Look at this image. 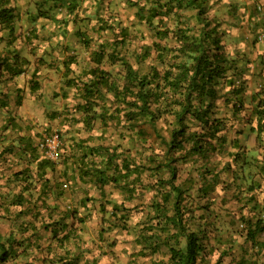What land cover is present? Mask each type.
Instances as JSON below:
<instances>
[{
	"label": "trees",
	"instance_id": "16d2710c",
	"mask_svg": "<svg viewBox=\"0 0 264 264\" xmlns=\"http://www.w3.org/2000/svg\"><path fill=\"white\" fill-rule=\"evenodd\" d=\"M127 2L135 9L137 20L150 29L152 39L150 46H140L139 52L133 51L128 54L123 52L128 37L127 27L120 28L115 34L113 26L102 18H97L98 32H109L112 36L111 42L91 41L75 26L72 32L81 48L89 50L92 45L88 53L92 65L83 70L82 74L74 75L70 65L75 63L76 54L72 56L68 54L61 62L57 61V68H62L63 65L67 73L66 86L76 88L80 92L82 104L76 105V109L84 115L85 127L95 125L96 121L105 122L109 130L113 128L118 132L119 142L110 148L105 144L112 140L108 136L97 146L78 143V158L84 163V166L79 168L78 180L94 178L99 186L107 182L117 185L123 180V187L130 189L131 194L135 189L129 186L135 179H139V173L143 169L167 175L166 180L159 177L155 182L159 185L157 194L160 201L151 199L149 205L150 209H154L150 220L156 221V224L148 226L147 229L143 228L136 239L138 238L151 252L164 245L168 250L167 262L170 264H197L201 262V253L208 238L204 236L203 227L196 220H192L195 209L187 200L189 196L185 197L190 187L175 184L177 162L181 161L183 164L192 158L202 161V170L199 173L202 185L208 188V192H212L215 182L213 180L209 182L207 179L211 174L207 162L212 154L221 151L229 133L225 124L228 118L223 110H227L232 117L245 111L247 86L239 68L243 56L237 53L230 55L225 51L224 39L228 32L220 22L210 18L208 0H143V3L138 0H127ZM8 3L7 0H0V25L9 27L11 31L15 15ZM63 21L67 25L69 22L74 24L76 16L70 21ZM70 32V28L65 27L62 35ZM64 48L61 45L59 53L67 50V47ZM151 56L153 62L147 66L146 72L140 74L139 70L133 67V63L140 64ZM29 63V60L14 54L11 50L3 55L0 52V86H5L8 78L29 71ZM45 65L50 67L48 62ZM115 65L121 67L122 75L115 76L106 68H113ZM34 72L32 75H35ZM69 72L72 73L68 76ZM36 81L31 79L32 90L38 88ZM7 95L0 91V117L3 116L5 120L0 126V175L3 170L1 166L6 163L8 165L9 161H12L14 166L19 161L23 163L13 172L22 185L16 196L17 202H13V205L22 206L26 202L24 193L30 191L27 183L33 178L31 171L34 169L36 176L44 177L37 198L45 199L47 192V196L50 195L52 203L55 204L53 208L59 212L62 206L59 202L68 195L74 184L70 187L67 175L65 179L67 184L54 185L50 189V178H46V175L55 176L57 172L55 173L54 165L57 161H49L38 149L37 146L44 135L41 136L40 131L33 132L32 136L25 134L16 136L12 142L7 143L9 131L23 128L24 130H21L23 133L28 129L33 130V124L27 120L25 122L21 120L23 124L15 121L21 117H15L14 112L9 109ZM20 97L21 95H17L15 100L17 106L20 105ZM250 101L253 104L250 113L246 110L249 113L247 123L256 125L250 126L249 129L258 139L264 131V90L255 93ZM163 117L169 120H166L165 134H160L156 122ZM145 125L152 129L155 139H158L160 152L154 154L152 151L148 156H141L142 153L139 151L142 159L139 162L130 160L124 155L128 153L129 148L122 150L123 145L125 142L135 144L137 141L147 140ZM236 133L240 134L241 131ZM59 134L61 147L58 162H61L69 155L63 146L61 131ZM232 142L237 144L238 140L234 138ZM68 146V150L71 149L70 143ZM236 153L233 154L234 159ZM95 157L100 158V167L97 163H92ZM85 159L87 161H84ZM90 163L97 167L91 166L89 169ZM147 163H151L152 166ZM133 173L136 174V178L128 182ZM57 177L62 178L58 174ZM23 183L26 185L23 186ZM197 191L201 194V186ZM169 204L168 213L166 209ZM69 209L70 206L65 209L67 211H64L63 216L75 213L74 209L68 211ZM63 216L51 222L54 228L50 233L57 239L59 246L69 240L72 233L69 226L60 221ZM198 218L201 219V215ZM50 225L52 224L45 225L44 229ZM239 225L245 232V240L250 242L251 247L256 248L255 253H262L264 220L256 219L251 222L250 219L242 218ZM59 231L61 236H58ZM143 231L147 234H143ZM161 233H164V236ZM259 235H263L260 241L257 240ZM180 241L184 244L179 248L171 243L179 244ZM11 249V243L0 236V264L7 263L11 257ZM69 257L71 258L65 260L64 264H78L80 255ZM240 260L243 261L242 264H264V261L259 259L249 261L242 257ZM215 264H220V261L217 260Z\"/></svg>",
	"mask_w": 264,
	"mask_h": 264
},
{
	"label": "rangeland",
	"instance_id": "374dc122",
	"mask_svg": "<svg viewBox=\"0 0 264 264\" xmlns=\"http://www.w3.org/2000/svg\"><path fill=\"white\" fill-rule=\"evenodd\" d=\"M138 1L143 3V0ZM51 3L52 1H49L46 7L50 9L53 6L59 12L54 13L60 15L58 21H70L76 16V22L74 24L69 22L67 26L71 31L68 40L75 42V46L71 47L68 53L71 56L76 52L77 58L85 59L92 48V45L89 50L81 48L72 33L74 26L80 28L85 37L91 41L111 42L112 36L109 32H98L97 18H102L113 26L115 34L120 28L127 27L128 37L123 52L127 54L133 51L139 52L140 46L151 45L150 29L137 20L135 9L129 6L127 0H57ZM208 4L210 18L220 22L228 32L224 39L225 51L230 55L237 53L243 56L239 68L247 86L245 111L232 117L227 110H223L228 118L225 124L229 133L221 151L212 154L207 162L211 170L207 179L209 182L210 180L215 182L212 192H208V188L202 185L199 174L202 170V161L195 158L183 164L181 161L177 162L175 184L190 187L185 197L189 196L187 200L195 209L192 220H196L203 227L204 236L208 238L201 253L202 263L197 264H215L217 260L220 264H242L243 261L240 260L242 257L249 261L257 259L264 261V251L255 253L256 248L251 247L250 242L245 240V232L239 225L242 218L250 219L251 222L256 219L264 220V131L256 139L255 133L249 129L250 126L256 125L247 123L249 110L253 104L250 99L259 90H264V0H208ZM154 23L156 24V21ZM0 52L2 55L5 53L1 44ZM32 62L29 63V71L33 69ZM152 62L153 56L140 64L133 63V67L142 74ZM70 68L74 71V63ZM106 68L115 76L123 74L118 65ZM7 98L9 109L14 112L12 114L21 117L15 121L23 124L22 121L25 122L28 118H25L26 113L19 109L22 102L20 101L19 106L16 105L15 92L14 95H7ZM20 98L23 99V95ZM51 112L48 111L46 114L35 112L37 118H32L41 136L57 130L54 125L56 120L53 121L54 115L49 118ZM2 117H0V126L5 121ZM166 120L169 119L163 117L156 122L160 134H165ZM144 128L147 130V140L137 141L135 144L125 142L123 145L122 150L129 148L128 153L124 155L130 160L139 162L142 155L148 156L152 151L154 154L160 152L161 146L158 144V139H155L152 129L148 125ZM239 131L241 133L237 134L236 132ZM21 132V130L9 131L7 143L12 142ZM117 134L118 132L113 128L109 130L108 138L112 139L111 142L106 143L109 148L119 142ZM234 138L238 140L237 144L232 142ZM139 151L142 153L141 156ZM235 153L237 160L233 157ZM20 162L14 166L12 161H9L8 165L6 163L1 166L3 170L0 175V236L12 245L11 257L6 264H64L65 260L71 258L69 256L76 254L80 255L78 264H170L167 262L168 250L164 245L151 252L147 246L139 242L138 238L136 239L143 228L147 229L148 226L156 224V221L150 220L154 209H150L149 205L151 199L160 201L157 194L159 185L155 182L159 177L166 180L167 175L156 173L151 169H143L139 173V179H135V173L131 174L127 180L130 182L135 179L131 187L129 186L135 189L131 194L130 189L123 187V180L117 185L111 182L102 186L91 184L89 189L92 193L86 196L80 194L78 199L80 206L75 204L68 210L74 209L75 213L64 215L60 219L62 224L67 221L66 224L72 230V235L70 234V239L59 246L57 239L50 233L54 228L51 222L58 220L67 210L59 209L60 211L57 212L47 192L45 199L37 198L44 177L36 176L34 169L31 171L33 178L30 177V183H27L30 191L24 193L26 202L22 206L13 205V202H17L16 196L22 188L21 181L17 180L13 173L23 165ZM147 164L152 166L151 163ZM47 177L50 178V189L54 185L67 184L66 180L57 177V173L53 177L47 174ZM24 185L26 184L23 183ZM200 186L202 195L197 191ZM99 200L103 203L99 204ZM169 208L170 204L166 209L168 213ZM199 215L201 219L198 218ZM86 220L97 222L99 227V234L93 240L80 238L79 233L82 228L87 230L88 236H96L90 234L91 226L88 229L83 224ZM49 224L52 225L44 229V226ZM161 235L164 236V233ZM58 236H61L60 231ZM262 238L263 235L257 236L258 241ZM171 243L177 248L184 244L183 241L179 244Z\"/></svg>",
	"mask_w": 264,
	"mask_h": 264
},
{
	"label": "crops",
	"instance_id": "0c3cea01",
	"mask_svg": "<svg viewBox=\"0 0 264 264\" xmlns=\"http://www.w3.org/2000/svg\"><path fill=\"white\" fill-rule=\"evenodd\" d=\"M49 1H52L51 4H53L57 0H7L9 2L8 6L13 8L15 18L11 25L13 27L11 31L9 27L0 25L1 47H3L4 52L11 50L14 54L33 61L31 64H33L35 75H32V70H27L20 76L6 77L8 78L7 83L5 86L2 85L0 91L8 95H14L15 92L16 97L17 95H23L22 105L19 109L26 113L25 118H28L27 121L31 125L34 123L32 118H37L35 112L46 114L48 111H52L49 118L54 115L53 121L56 120L54 125L58 131H61L62 143L67 149V155H69H66L67 157L61 162L57 161L54 165L55 173L57 172L64 180L68 175L70 187L74 184L70 194L65 195L64 199L59 202L62 205L61 209H67L69 206H75V204H78L79 207V195H90L92 193L89 189L90 185L98 184L94 181V178L92 180H90L91 178H85L83 181L78 180L79 168L84 166V163L78 158V143L97 146L102 143V140H106L109 128L105 125V122L100 123L98 121L89 128H87L88 126L85 127L84 115L76 109V105L82 104L80 92L76 88L66 86L67 73L63 65H61L62 68H57V61L60 60L61 62L67 57L71 47L75 46V42L68 40L69 33L62 35L63 29L68 25L66 26L62 21H58L60 15L54 14L59 12L53 6L47 9L46 6ZM61 45L63 48L67 47V50L62 54L59 53ZM74 54L78 55L77 53ZM74 60V75L82 74L83 70L92 65L90 56L85 59L75 58ZM47 62L50 63V67H46L45 63ZM71 73L69 72L68 76ZM31 79L37 80L38 88L32 90L33 83ZM32 110H35V112H32ZM33 125L35 126L33 130L29 131L28 129L19 135L32 136L33 132H37V125ZM21 130L24 129L21 128ZM69 143L71 149L68 150ZM92 163H97L99 166L100 158L95 157ZM92 163L88 165L89 169L91 166L97 167ZM98 203L101 204L103 201L99 200ZM60 216H63V214ZM83 224L88 229L91 226L90 234L96 236H88L86 234L87 230L82 228L79 233L81 239L93 240L98 236L99 227H97V222L86 220Z\"/></svg>",
	"mask_w": 264,
	"mask_h": 264
},
{
	"label": "built area",
	"instance_id": "2783aa9c",
	"mask_svg": "<svg viewBox=\"0 0 264 264\" xmlns=\"http://www.w3.org/2000/svg\"><path fill=\"white\" fill-rule=\"evenodd\" d=\"M38 149L49 161L56 162L60 158L61 139L58 130H52L42 136Z\"/></svg>",
	"mask_w": 264,
	"mask_h": 264
}]
</instances>
